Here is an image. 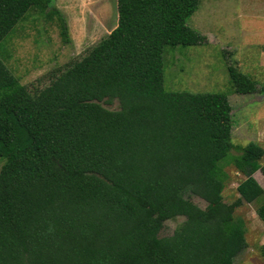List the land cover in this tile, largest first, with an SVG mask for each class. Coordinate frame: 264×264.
Masks as SVG:
<instances>
[{
	"label": "trees",
	"instance_id": "obj_1",
	"mask_svg": "<svg viewBox=\"0 0 264 264\" xmlns=\"http://www.w3.org/2000/svg\"><path fill=\"white\" fill-rule=\"evenodd\" d=\"M50 1L0 0V40ZM197 5L115 0L114 28L33 94L0 61V264H234L246 248L234 210L259 200L264 225V151L230 143L227 96L162 86L163 47L204 42L186 26ZM226 69L234 94L264 95ZM226 161L243 177L230 204Z\"/></svg>",
	"mask_w": 264,
	"mask_h": 264
},
{
	"label": "rangeland",
	"instance_id": "obj_2",
	"mask_svg": "<svg viewBox=\"0 0 264 264\" xmlns=\"http://www.w3.org/2000/svg\"><path fill=\"white\" fill-rule=\"evenodd\" d=\"M259 2L262 0H198L186 26L203 36L204 42L163 47L162 86L166 92L226 95L231 107L230 143L244 146L256 142L264 151V95L234 94L226 69L228 65L235 66L255 81L258 88L264 86V71L251 69L247 59L255 61L256 46L260 44L258 31L264 28V22L251 19L250 15L255 11L250 6ZM115 25V0H51L45 8H29L0 40V61L33 94L49 85L67 65L79 60ZM246 44L252 45L251 50ZM101 105L108 110L117 109L115 101ZM234 154L235 151H230L226 159ZM1 163L0 160V166ZM260 164H264V154ZM223 171L226 179L222 198L230 204L238 197L235 187L243 177L227 161ZM253 178L264 189L260 173L255 172ZM189 200L205 208L198 198ZM258 203L259 200L242 203L234 210V217L244 223L246 242V248L235 257L234 264H264L261 251L264 225L255 214ZM182 221L180 216L165 221L158 237L171 235Z\"/></svg>",
	"mask_w": 264,
	"mask_h": 264
},
{
	"label": "crops",
	"instance_id": "obj_3",
	"mask_svg": "<svg viewBox=\"0 0 264 264\" xmlns=\"http://www.w3.org/2000/svg\"><path fill=\"white\" fill-rule=\"evenodd\" d=\"M250 8L255 9V11L250 14L251 19L260 20V21L264 22V0H262V2H259L257 5L252 4L250 6ZM257 37H259L260 44L256 46L257 47L256 50H258V51H257V54H254L255 61H252L251 58L250 59L247 58V59H248V63H249L248 65L251 67V69H256V70L262 72V71H264V28L259 29ZM245 46L247 48H248V46H250V50L252 48L251 44H249V45L246 44ZM245 46H243V48H246ZM244 54H245V52L241 54V57H243ZM249 56L250 55H248V57Z\"/></svg>",
	"mask_w": 264,
	"mask_h": 264
}]
</instances>
